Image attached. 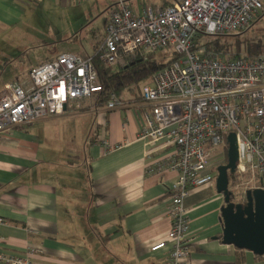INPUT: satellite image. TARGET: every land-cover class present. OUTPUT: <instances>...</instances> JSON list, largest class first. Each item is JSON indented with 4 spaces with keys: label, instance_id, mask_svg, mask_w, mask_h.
Masks as SVG:
<instances>
[{
    "label": "crops",
    "instance_id": "obj_1",
    "mask_svg": "<svg viewBox=\"0 0 264 264\" xmlns=\"http://www.w3.org/2000/svg\"><path fill=\"white\" fill-rule=\"evenodd\" d=\"M34 2L0 0V26L22 31ZM63 52L72 51L46 60ZM122 98L125 106L108 109L91 96L3 134L0 217L7 221L0 224V249L38 247L31 264L166 263L169 249L151 247L168 240L172 227L174 148L139 139L147 105L141 92ZM185 203L195 243L189 263L233 264L237 248L223 242L225 196L216 179L195 187ZM246 255L247 264H258L253 252Z\"/></svg>",
    "mask_w": 264,
    "mask_h": 264
},
{
    "label": "built area",
    "instance_id": "obj_2",
    "mask_svg": "<svg viewBox=\"0 0 264 264\" xmlns=\"http://www.w3.org/2000/svg\"><path fill=\"white\" fill-rule=\"evenodd\" d=\"M263 12L264 0H170L166 6L143 7L141 13L127 0H117L110 5L105 37L95 54L60 53L32 68L26 82L4 85L0 138L17 125L62 114L66 106L80 107L102 91L97 59L112 66L125 56L172 48L177 59L142 85L147 109L138 137L174 148L172 227L169 239L151 250L169 249L165 264H190L195 243L185 201L195 187L216 179L217 167L224 163L211 164L213 152L228 147L230 132L237 134L236 172L242 180L230 188L234 196L244 198L248 189L264 188V57L213 54L199 44L200 36L245 32ZM106 104L115 109L126 103L113 93ZM6 221L0 217V224ZM36 252L40 249L34 246L25 253L0 249V264H31Z\"/></svg>",
    "mask_w": 264,
    "mask_h": 264
},
{
    "label": "rangeland",
    "instance_id": "obj_3",
    "mask_svg": "<svg viewBox=\"0 0 264 264\" xmlns=\"http://www.w3.org/2000/svg\"><path fill=\"white\" fill-rule=\"evenodd\" d=\"M117 0H35L29 8L22 28L0 26V89L6 80L29 79L32 68L59 51L70 50L75 54H95L105 37V20L110 5ZM170 0H127L130 7L141 13L142 8L164 6ZM212 35L202 34L200 42ZM232 39L230 36H223ZM241 38H254L264 44V12L254 25L240 34ZM98 46V47H99ZM71 52V53H72ZM86 52V53H82ZM157 62H166L174 56L172 48L154 52ZM99 93L92 98L98 99ZM213 161L227 162L226 148L214 150ZM222 155V156H221ZM242 180L238 179L234 186ZM238 199V197H236Z\"/></svg>",
    "mask_w": 264,
    "mask_h": 264
},
{
    "label": "trees",
    "instance_id": "obj_4",
    "mask_svg": "<svg viewBox=\"0 0 264 264\" xmlns=\"http://www.w3.org/2000/svg\"><path fill=\"white\" fill-rule=\"evenodd\" d=\"M169 3L170 1H168L166 5ZM240 34L241 33L212 35L213 37L208 41L200 42L199 40V44L213 54H221L229 57H236L238 55H245L250 58L264 57V44L261 41L255 42L253 37L243 39L240 37ZM223 36H230L233 38L229 40ZM154 54V52H149L142 57L132 58L125 56L117 64L112 66L106 65L97 59L96 67L99 81L103 86V90L99 92L98 100L101 103H107L113 93L121 98L127 93L134 96L140 92L142 93V85L145 82H148L157 71L177 59V56L174 54V56L166 62H157L153 58ZM1 92L2 91H0V93ZM229 179L230 183L234 185L237 182V172L229 171ZM255 259L258 261V264H264V255H255ZM247 263L246 250L237 248L236 260L233 264Z\"/></svg>",
    "mask_w": 264,
    "mask_h": 264
},
{
    "label": "water",
    "instance_id": "obj_5",
    "mask_svg": "<svg viewBox=\"0 0 264 264\" xmlns=\"http://www.w3.org/2000/svg\"><path fill=\"white\" fill-rule=\"evenodd\" d=\"M227 141V162L217 167L216 177L217 189L225 196V205L221 210L223 242L255 255H264V188H250L244 198L236 200L229 188V171H236L239 158L235 131L228 134Z\"/></svg>",
    "mask_w": 264,
    "mask_h": 264
},
{
    "label": "bare ground",
    "instance_id": "obj_6",
    "mask_svg": "<svg viewBox=\"0 0 264 264\" xmlns=\"http://www.w3.org/2000/svg\"><path fill=\"white\" fill-rule=\"evenodd\" d=\"M242 199V198H241Z\"/></svg>",
    "mask_w": 264,
    "mask_h": 264
}]
</instances>
